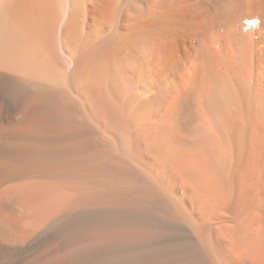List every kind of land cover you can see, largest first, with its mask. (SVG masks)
Here are the masks:
<instances>
[{
	"label": "bare ground",
	"instance_id": "bare-ground-1",
	"mask_svg": "<svg viewBox=\"0 0 264 264\" xmlns=\"http://www.w3.org/2000/svg\"><path fill=\"white\" fill-rule=\"evenodd\" d=\"M0 264H264V0H0Z\"/></svg>",
	"mask_w": 264,
	"mask_h": 264
}]
</instances>
